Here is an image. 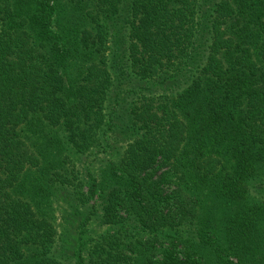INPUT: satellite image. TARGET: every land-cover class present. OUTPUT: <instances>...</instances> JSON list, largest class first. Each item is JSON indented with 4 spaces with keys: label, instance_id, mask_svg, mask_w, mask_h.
Returning <instances> with one entry per match:
<instances>
[{
    "label": "trees",
    "instance_id": "1",
    "mask_svg": "<svg viewBox=\"0 0 264 264\" xmlns=\"http://www.w3.org/2000/svg\"><path fill=\"white\" fill-rule=\"evenodd\" d=\"M69 258L264 264V0H0V264Z\"/></svg>",
    "mask_w": 264,
    "mask_h": 264
},
{
    "label": "rangeland",
    "instance_id": "2",
    "mask_svg": "<svg viewBox=\"0 0 264 264\" xmlns=\"http://www.w3.org/2000/svg\"><path fill=\"white\" fill-rule=\"evenodd\" d=\"M66 207L69 208V205L67 204ZM77 210H79V209H77ZM70 211H72V210L70 209ZM101 230H102V228H100L99 225H93V230L91 229V231L87 234V236H93L95 233H97L98 231H101ZM67 261L71 262L70 264L74 263L72 258L67 259Z\"/></svg>",
    "mask_w": 264,
    "mask_h": 264
}]
</instances>
